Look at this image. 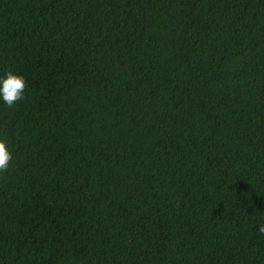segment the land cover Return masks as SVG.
<instances>
[{"label": "trees", "instance_id": "16d2710c", "mask_svg": "<svg viewBox=\"0 0 264 264\" xmlns=\"http://www.w3.org/2000/svg\"><path fill=\"white\" fill-rule=\"evenodd\" d=\"M0 264H264V0H0Z\"/></svg>", "mask_w": 264, "mask_h": 264}, {"label": "clouds", "instance_id": "9594fccd", "mask_svg": "<svg viewBox=\"0 0 264 264\" xmlns=\"http://www.w3.org/2000/svg\"><path fill=\"white\" fill-rule=\"evenodd\" d=\"M28 85L25 78L8 72L6 77L0 80V99L9 107L25 99V91ZM13 154L9 150L8 144L4 139H0V174H6L12 164ZM259 231L264 233V226Z\"/></svg>", "mask_w": 264, "mask_h": 264}]
</instances>
